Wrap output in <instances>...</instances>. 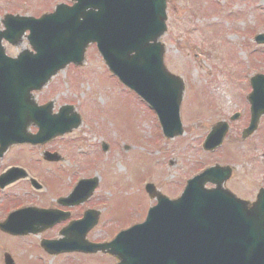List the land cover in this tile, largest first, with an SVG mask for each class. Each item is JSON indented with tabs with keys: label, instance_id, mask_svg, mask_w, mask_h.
I'll list each match as a JSON object with an SVG mask.
<instances>
[{
	"label": "rangeland",
	"instance_id": "rangeland-1",
	"mask_svg": "<svg viewBox=\"0 0 264 264\" xmlns=\"http://www.w3.org/2000/svg\"><path fill=\"white\" fill-rule=\"evenodd\" d=\"M11 1L13 0H0V16L6 12L29 15H33V12L43 13L53 8L56 3L70 2V0H47V2L27 0L28 2L22 7H17ZM200 1L202 5L207 4L203 11L209 9L210 4L207 2H215L214 0H186V13L185 0H173L170 4L171 11L169 9L173 17L167 22L168 31L161 39L165 46L164 62L168 70L185 77L186 90L179 112L185 133L181 137L170 140L171 142L166 141L162 136L155 113L133 92L121 85L100 61L96 49L89 47L85 53L84 66L70 65L65 68L64 76L58 75L59 77L52 81L48 91H59L61 94L56 92L58 94L51 96L48 95L47 90H43L37 96L39 100L53 99L56 108L63 103H69L68 101L79 108L84 125L80 126L73 135L74 142L69 141L63 146L65 154L78 156L70 159L69 162L63 161L59 166L64 170L61 171L59 167H56L58 165L54 166L40 160L41 151L44 148L19 146L14 147L4 157L2 166L18 164L28 168L31 173L48 175L50 178L54 174L69 175L70 172L73 174L82 172L84 178L92 179L96 176L99 185L95 198L97 207L105 217V224L99 228L104 238H111L144 218L151 206V201L144 189L147 181L155 183L161 189L164 185L163 189L168 195L172 194L175 197L178 196L187 178L198 171L200 166L197 165L200 163L202 165L207 162L208 164L217 162L231 164L230 161L235 159L236 151L230 146V140H227L229 147L214 153L216 156L220 155L222 159L225 158V161H220L214 155L208 156V153L206 156L203 155L200 143L208 132L210 124L227 119L233 111L242 109L238 101L243 103L244 89L240 91L237 87H245L250 65L253 67L264 65V47L258 49L253 45L252 49L249 48L253 40V33L249 30L254 27L257 30V26L264 28V0H232L231 10L245 13V17L234 13L227 14L223 18L219 12L217 14L214 11L202 12L197 8ZM218 3L220 7L228 10V0H218ZM201 12L202 15L199 17H194L192 21L187 20V14L195 15ZM210 17L213 18L210 19ZM211 23L219 26L202 29L204 25ZM238 28L242 31L239 32ZM192 29L197 31H189ZM199 30L207 46L205 51H197L196 47L200 45L195 43L190 45L191 38L198 43L199 39L196 37L200 34ZM229 38L233 41L237 40L238 43L230 41ZM238 45L250 50L251 58L248 64L242 63L248 54L244 49L237 50ZM18 51L19 49L16 48L6 49V52L11 55ZM221 58L222 61H220ZM222 62L230 69H224ZM259 69L263 71V68ZM231 77L235 84L231 82ZM64 85L70 95L64 90L65 88L63 89ZM248 91L249 89H246L245 94ZM242 125L243 120L235 122L233 131L235 132ZM233 131L230 132L231 137L234 135ZM76 135L79 137L76 138ZM253 141L257 145H263V131L258 132L251 140ZM53 147H57V144L47 149ZM75 148L79 149L77 154L74 152ZM56 151L60 153L62 150L57 148ZM254 151L258 154L261 149ZM78 166L82 168V171ZM237 168L238 173L243 169L241 165ZM244 169L252 176H256L259 172L256 165L252 169L246 165ZM248 180L251 181L250 176L241 180L237 175L229 186L241 196L244 189L241 184L249 190ZM50 182L55 180L51 179ZM64 183L66 184L67 181L65 180ZM75 183V179L68 180V186ZM250 186L252 187L253 184L251 183ZM22 191L20 187L15 186L14 189H8L3 194L1 192L0 222H3L11 212L21 208L24 205L22 200H29L28 202L32 203H37L38 200L36 205L42 206L39 203L40 198L43 203H47L57 196L56 192H48L43 193L42 196L37 194L35 197ZM64 192L63 189L60 194ZM13 196L18 199L14 200ZM43 236L38 233L16 237L0 231V264H2L4 253L9 254L15 264L48 262L49 257L40 249V242L44 240ZM102 259V257L90 258L95 261ZM62 263L64 262L61 261Z\"/></svg>",
	"mask_w": 264,
	"mask_h": 264
},
{
	"label": "water",
	"instance_id": "water-1",
	"mask_svg": "<svg viewBox=\"0 0 264 264\" xmlns=\"http://www.w3.org/2000/svg\"><path fill=\"white\" fill-rule=\"evenodd\" d=\"M76 1L40 19L4 20L7 30L0 32V39L17 43L28 29L27 38L36 51L11 60L0 47V65H5L0 68V84L9 83L7 92L21 98L22 122H37L28 92L42 87L65 63L79 64L88 43L96 42L110 70L157 111L165 132L173 128V133H181L182 83L166 71L163 46L157 42L165 30V0ZM131 14L135 22L130 27ZM216 131L206 141L209 148L221 141L224 130L214 141ZM21 136L26 140L25 133ZM211 173L216 174L215 168L189 180L178 200L165 204L159 200L142 225L118 235L108 247L120 255V264H264V202L248 209L227 192L204 189Z\"/></svg>",
	"mask_w": 264,
	"mask_h": 264
},
{
	"label": "flooded vegetation",
	"instance_id": "flooded-vegetation-1",
	"mask_svg": "<svg viewBox=\"0 0 264 264\" xmlns=\"http://www.w3.org/2000/svg\"><path fill=\"white\" fill-rule=\"evenodd\" d=\"M70 209L69 207H65V208H62L61 211H63L65 214H66V219L62 222H60L59 224H56L54 226H52L49 230H60L64 225H66L69 221L71 220H77L78 219V216H73L72 213L70 212ZM89 238V237H88ZM90 240H93L91 238H89ZM94 241V240H93ZM95 242H99V241H95ZM71 255L73 254H66V255H63V257L65 258H68V257H71ZM85 257H93V256H89V255H84ZM102 256V255H100ZM83 260L85 261L84 263H90V264H102V263H99V262H96V261H93V260H88L87 258H83ZM115 263V260L113 258H110V261L107 262L106 264H113Z\"/></svg>",
	"mask_w": 264,
	"mask_h": 264
}]
</instances>
